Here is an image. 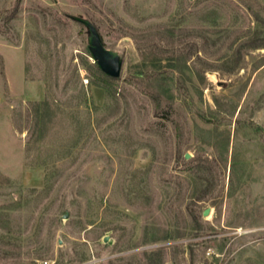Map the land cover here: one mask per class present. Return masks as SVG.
Returning <instances> with one entry per match:
<instances>
[{
  "label": "rangeland",
  "instance_id": "rangeland-1",
  "mask_svg": "<svg viewBox=\"0 0 264 264\" xmlns=\"http://www.w3.org/2000/svg\"><path fill=\"white\" fill-rule=\"evenodd\" d=\"M0 264H264V0H0Z\"/></svg>",
  "mask_w": 264,
  "mask_h": 264
},
{
  "label": "water",
  "instance_id": "water-1",
  "mask_svg": "<svg viewBox=\"0 0 264 264\" xmlns=\"http://www.w3.org/2000/svg\"><path fill=\"white\" fill-rule=\"evenodd\" d=\"M87 28L88 33V50L94 63L107 76L116 78L120 75L122 60L120 56L113 50L106 48L103 41L95 28V26L87 19L75 18ZM209 209L203 211V215H207Z\"/></svg>",
  "mask_w": 264,
  "mask_h": 264
}]
</instances>
